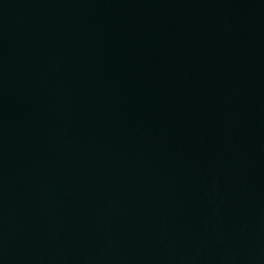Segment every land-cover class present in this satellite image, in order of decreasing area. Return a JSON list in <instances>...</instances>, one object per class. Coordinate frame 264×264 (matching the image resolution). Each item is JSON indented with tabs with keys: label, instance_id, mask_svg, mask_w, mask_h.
<instances>
[{
	"label": "water",
	"instance_id": "95a60500",
	"mask_svg": "<svg viewBox=\"0 0 264 264\" xmlns=\"http://www.w3.org/2000/svg\"><path fill=\"white\" fill-rule=\"evenodd\" d=\"M0 264H264V0H0Z\"/></svg>",
	"mask_w": 264,
	"mask_h": 264
}]
</instances>
